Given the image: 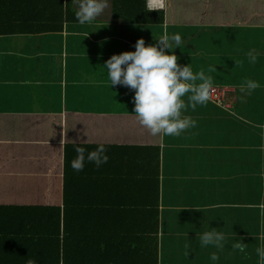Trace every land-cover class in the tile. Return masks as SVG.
<instances>
[{"label": "crops", "instance_id": "0c3cea01", "mask_svg": "<svg viewBox=\"0 0 264 264\" xmlns=\"http://www.w3.org/2000/svg\"><path fill=\"white\" fill-rule=\"evenodd\" d=\"M106 11L84 25L64 23L59 32L0 35V115L80 112L91 99L94 114H134L118 111L133 110V102L123 101L122 85L110 87L105 69L87 77L94 68L89 60L121 53H114L117 45L133 51L139 38L152 44L151 33L158 38L165 31L179 33L177 63L191 62L193 73L203 70L212 85L228 91L224 107L185 104L182 115L196 121L194 128L160 135L157 264L179 259L181 264H247L251 239L256 248L264 244V216L257 207L264 203V25H131L106 19ZM108 45L113 46L106 53ZM250 50L257 55L255 63L249 62ZM246 79L260 87L241 92L238 85ZM86 80L100 87L86 92ZM118 92L121 96L114 97ZM76 95L81 97L74 102ZM213 229L224 234L222 248L200 244L199 234ZM239 240L245 243L243 252L232 247ZM212 253L218 256L215 262Z\"/></svg>", "mask_w": 264, "mask_h": 264}, {"label": "trees", "instance_id": "16d2710c", "mask_svg": "<svg viewBox=\"0 0 264 264\" xmlns=\"http://www.w3.org/2000/svg\"><path fill=\"white\" fill-rule=\"evenodd\" d=\"M110 2L122 24L264 25L259 0ZM64 23H78L72 0H0V35ZM159 140L135 114L0 115V264H157ZM98 144L108 162L74 171V146Z\"/></svg>", "mask_w": 264, "mask_h": 264}, {"label": "clouds", "instance_id": "9594fccd", "mask_svg": "<svg viewBox=\"0 0 264 264\" xmlns=\"http://www.w3.org/2000/svg\"><path fill=\"white\" fill-rule=\"evenodd\" d=\"M165 1L162 8H150L147 0H144V5L148 11H159L163 9ZM72 4L76 22L84 25L97 20V16L108 7L109 0H72ZM182 43L179 33L169 35L165 31L156 39V43L146 45L144 39L139 38L133 45L134 51L112 54L103 64L110 87L119 84L134 90L132 112L153 136H178L186 129L196 126L194 119L182 115L185 108L182 97L185 94H190L187 100L193 108L198 104H206L209 99L212 77L203 70L193 73L189 64L177 63L178 57L174 49ZM247 55L250 63L256 62L257 55L251 50ZM238 87L241 92L250 93L260 87V84L258 81L246 79ZM74 150L76 156L70 161V166L76 172L84 169L85 162H91L99 168L109 160L103 144H98L90 151L77 145ZM257 207L264 216V203ZM224 239V234L215 229L199 234L201 246L214 245L219 249L224 246ZM232 247L243 252L245 243L239 240ZM256 254L257 264H264V244L256 248ZM210 260H218L216 253L210 255ZM25 264H38V261L29 258Z\"/></svg>", "mask_w": 264, "mask_h": 264}, {"label": "rangeland", "instance_id": "374dc122", "mask_svg": "<svg viewBox=\"0 0 264 264\" xmlns=\"http://www.w3.org/2000/svg\"><path fill=\"white\" fill-rule=\"evenodd\" d=\"M108 6H109V4H108ZM108 9V7L106 8V10ZM99 17V15L97 16V18ZM156 39H158V34H154V33H151V36H150V41H149V43H152V44H154V43H156ZM113 46V45H112ZM112 46L111 45H108L107 47H106V53L107 52H109L111 49H112ZM117 50H118V52H123V51H125L124 49H122V46L121 45H117L116 46V48H115V50H114V53L115 52H117ZM134 51V50H133ZM186 51L187 52H191V49L189 48V49H186ZM107 60V58H100V57H96L95 59L94 58H92V59H90L89 60V63H90V61H91V63L94 65V68L93 69H90V70H92L91 72L92 73H89V75L87 76V77H90V76H93V77H98V76H100L101 75V73L104 71V67H103V64H104V62ZM188 64H191V62L189 63L188 62ZM99 69V70H95V69ZM82 85L83 84H80V85H78L77 86V89L79 90V91H81L82 92ZM85 87H84V89L86 90V92L87 91H92V90H94V89H96V88H99L100 86H93L92 84H90L89 83V81H87L86 80V82H85ZM122 87V89L124 90V92H123V101H124V99H127V98H129V101H132L133 102V100H132V96H133V94H134V90H131V89H129L128 87H126V86H121ZM187 95H190V94H187ZM94 96V95H93ZM96 96V95H95ZM114 97H120L121 96V93H117V94H114L113 95ZM81 97V95H79V96H77L76 95V97H71L72 99H73V101L75 102V101H78V99ZM70 98V99H71ZM183 100H185L186 101V103L185 104H188L189 102H188V100H187V98H185V99H183ZM85 101V105H86V107L84 108V109H80V108H78V110L80 111V112H88V113H90V112H93V113H95L96 112V108L95 109H93L92 108V106H93V102H94V100H90V102L89 101H86V100H84ZM114 103H115V100H114V98H113V100H112ZM78 103L79 102H77L76 103V106L78 105ZM67 104H69V103H67ZM84 104V103H83ZM88 104V105H87ZM103 105H106V103H103ZM185 107H186V105H185ZM15 109H20V108H15ZM106 111H111V112H116V109H114V108H106L105 109ZM118 111H121V112H128V113H133L132 112V110H124V109H121V110H118ZM234 215H236V214H234ZM228 217H230V216H228ZM181 219H183V218H181ZM242 224V223H241ZM242 237V236H241ZM252 237L254 238V235H252ZM243 238V237H242ZM251 241H252V239H251ZM249 242L248 243V247H249V251H247L246 253H247V255H248V257L250 258V260L249 261H247V264H249L250 263V261L251 262H253L254 260H256L258 257H257V254H256V251H255V249H256V245L253 243V242ZM161 255H162V262H163V260H165L163 257V251H162V253H161ZM173 256V255H172ZM172 256H170V257H172ZM244 259V258H243ZM171 260H172V258H171ZM182 263V259H179V260H175V264H181Z\"/></svg>", "mask_w": 264, "mask_h": 264}, {"label": "built area", "instance_id": "2783aa9c", "mask_svg": "<svg viewBox=\"0 0 264 264\" xmlns=\"http://www.w3.org/2000/svg\"><path fill=\"white\" fill-rule=\"evenodd\" d=\"M164 0H147V4L150 8H162ZM228 91V87L225 85H212L209 91L208 102L217 106H225V96Z\"/></svg>", "mask_w": 264, "mask_h": 264}, {"label": "water", "instance_id": "95a60500", "mask_svg": "<svg viewBox=\"0 0 264 264\" xmlns=\"http://www.w3.org/2000/svg\"><path fill=\"white\" fill-rule=\"evenodd\" d=\"M105 13H106L105 18L112 21L113 19L111 18V2H110L109 6H108V9H107V11ZM96 19H99V18H96Z\"/></svg>", "mask_w": 264, "mask_h": 264}]
</instances>
